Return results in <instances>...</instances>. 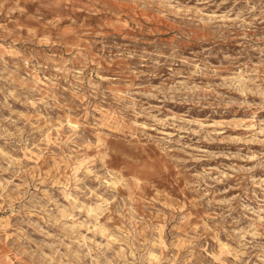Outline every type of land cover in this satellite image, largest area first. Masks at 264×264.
<instances>
[{"label":"rangeland","instance_id":"rangeland-1","mask_svg":"<svg viewBox=\"0 0 264 264\" xmlns=\"http://www.w3.org/2000/svg\"><path fill=\"white\" fill-rule=\"evenodd\" d=\"M0 264H264V0H0Z\"/></svg>","mask_w":264,"mask_h":264}]
</instances>
